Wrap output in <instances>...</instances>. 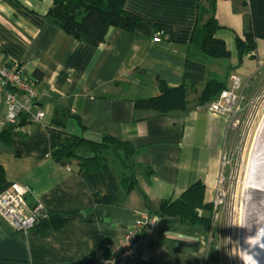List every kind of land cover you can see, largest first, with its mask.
Returning a JSON list of instances; mask_svg holds the SVG:
<instances>
[{
  "label": "crops",
  "instance_id": "crops-1",
  "mask_svg": "<svg viewBox=\"0 0 264 264\" xmlns=\"http://www.w3.org/2000/svg\"><path fill=\"white\" fill-rule=\"evenodd\" d=\"M53 2L0 0V53L21 62L30 75L43 74L37 109L49 117L43 125L21 128L25 136L15 135L11 147L0 143V165L8 182L31 188V205L40 201L47 214H60L68 222L62 231L41 238L34 229L17 233L0 217V264H96L107 246L117 243L143 213H156L162 200L179 198L201 181L213 202L236 128L231 115L199 111L193 102L186 111L167 115L136 108V100L159 94V80L170 87L183 85L199 0H127L128 12L165 32L162 41L111 28L97 47L48 23L45 15ZM249 16L246 0L218 3L220 24L241 26L243 34L236 37L246 32ZM237 77L225 82L227 88ZM58 107L80 116L86 128L83 132L72 117L68 133L93 141L111 135L137 149L138 187L121 204H96L75 163L62 166L52 160L47 126ZM7 113L0 97V132L8 127ZM114 171L121 174L116 165ZM208 235L204 227L162 216L152 246L133 264H207Z\"/></svg>",
  "mask_w": 264,
  "mask_h": 264
},
{
  "label": "trees",
  "instance_id": "trees-1",
  "mask_svg": "<svg viewBox=\"0 0 264 264\" xmlns=\"http://www.w3.org/2000/svg\"><path fill=\"white\" fill-rule=\"evenodd\" d=\"M220 1L222 0H199L198 23L189 44L191 51L187 55L183 85L170 87L159 80V94L149 99L136 100L137 109L153 110L161 115L186 111L192 102L196 106L211 102L227 88L225 82L208 71L209 60H228L232 55L226 41L217 38L218 31L223 28L217 18ZM246 1L250 9L248 27L243 36L236 37V48L241 57L256 52L258 40H264V0ZM126 2L127 0H54L45 17L48 23L60 28L68 36L95 47L105 42L106 34L111 28L121 29L139 38H153L162 31L159 26L128 12ZM30 76L37 88L43 74L36 71ZM200 87L203 89L198 92ZM39 94L41 97L42 94ZM191 96L195 98L194 101L189 100ZM0 97L5 101L3 95ZM37 102L35 111L39 110ZM72 117L85 132L80 116L61 107L54 110L52 122L47 126L52 160L62 166L75 163L79 176L88 186L96 204H121L138 187L134 162L137 149L111 135H104L100 141H93L82 135L70 134L66 131V123ZM30 123V115L23 113L17 124L9 125L0 132V143L11 147L13 137L25 136L20 129ZM114 165L121 172L119 176L114 171ZM151 174L148 171V175ZM11 184L0 165V194ZM213 210L214 203L208 202L204 183L198 181L179 198L162 200L156 213H147L152 217L158 214L163 217H178L185 224L208 230L212 224ZM204 212H209L211 217H205ZM67 222L68 219L62 215L50 213L37 223L34 230L39 237L45 238L52 231H62Z\"/></svg>",
  "mask_w": 264,
  "mask_h": 264
},
{
  "label": "rangeland",
  "instance_id": "rangeland-1",
  "mask_svg": "<svg viewBox=\"0 0 264 264\" xmlns=\"http://www.w3.org/2000/svg\"><path fill=\"white\" fill-rule=\"evenodd\" d=\"M222 25L223 28L218 31L217 38L226 41L232 55L228 60H209L208 68L211 70L209 72L211 74L215 72L214 75L226 83H229L233 76H238L242 82L239 93L244 95V101L239 102L241 106L235 113H226L239 124L235 122L236 128L225 151L224 164L213 199L216 209L212 214V224L208 230L205 229L210 235L211 242L206 263L243 264L240 246L243 222L241 211L258 134L264 121V40H258L256 52L241 57L236 48V35L243 34L241 26L228 25L226 22H222ZM233 85L232 83L231 86ZM190 98L195 100L192 96ZM218 100L217 98L197 105V109L210 106ZM259 254L257 258L260 264H264V254L260 252Z\"/></svg>",
  "mask_w": 264,
  "mask_h": 264
},
{
  "label": "built area",
  "instance_id": "built-area-1",
  "mask_svg": "<svg viewBox=\"0 0 264 264\" xmlns=\"http://www.w3.org/2000/svg\"><path fill=\"white\" fill-rule=\"evenodd\" d=\"M165 32L162 30L155 35L154 41L161 42ZM232 88L225 89L216 103L199 108L226 114L235 113L244 101V95L239 93L242 82L236 78ZM0 95H3L8 106L6 125H15L19 117L29 114L31 121L45 124L48 113L45 109L36 110V102L40 94L26 72L24 65L15 60H8L0 53ZM236 124H239L234 120ZM31 188L19 183H12L9 188L0 194V217L15 231L28 234L38 222L47 217L45 205L38 201L31 205L29 195ZM162 215L150 216L143 213L132 227L114 245L107 246L96 264H133L145 249L152 246L155 237L160 231Z\"/></svg>",
  "mask_w": 264,
  "mask_h": 264
},
{
  "label": "bare ground",
  "instance_id": "bare-ground-1",
  "mask_svg": "<svg viewBox=\"0 0 264 264\" xmlns=\"http://www.w3.org/2000/svg\"><path fill=\"white\" fill-rule=\"evenodd\" d=\"M241 214L243 219L240 244L242 252L247 249L252 255H257L259 252L264 254V251L258 247L253 248L245 243L246 237L255 235L260 228H264V121L258 134L253 164L244 192Z\"/></svg>",
  "mask_w": 264,
  "mask_h": 264
},
{
  "label": "clouds",
  "instance_id": "clouds-1",
  "mask_svg": "<svg viewBox=\"0 0 264 264\" xmlns=\"http://www.w3.org/2000/svg\"><path fill=\"white\" fill-rule=\"evenodd\" d=\"M245 243L253 248L258 247L264 251V228H260L255 235L246 237ZM258 255H252L247 249H244L242 254L243 264H260V260L257 258Z\"/></svg>",
  "mask_w": 264,
  "mask_h": 264
}]
</instances>
